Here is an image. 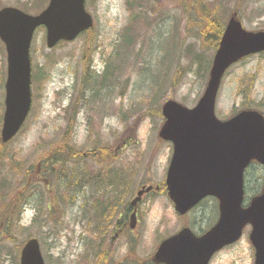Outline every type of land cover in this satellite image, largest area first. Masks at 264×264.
Returning a JSON list of instances; mask_svg holds the SVG:
<instances>
[{
  "label": "rangeland",
  "instance_id": "1",
  "mask_svg": "<svg viewBox=\"0 0 264 264\" xmlns=\"http://www.w3.org/2000/svg\"><path fill=\"white\" fill-rule=\"evenodd\" d=\"M153 1L155 9L145 7L143 0H90L87 8L95 19L94 28L53 49L47 46L46 29L36 31L31 45L33 72H39L48 60L49 66L42 82L32 84L33 103L25 126L5 149L3 160L0 158V179H7V187L0 182V196L10 200L21 181L25 190L20 204L34 196L24 209L13 239L7 240L5 228H0V264H19L21 248L31 237L40 240L46 264H142L153 253L157 240L177 233L185 225L205 230L216 223L215 199L204 200L188 216L181 217L161 188L144 195L133 232L125 231L116 240L112 234L103 242L110 254L94 257L90 245L100 242V237L95 232V211L88 201L91 192L96 193L101 186L91 183H107L114 172L126 174L128 191L119 205L122 210L142 185L162 186L173 151L172 144L159 135L164 123L162 106L169 99L195 106L208 82L215 51L203 45L198 35L195 19L200 0H185L186 4L181 0ZM220 1L239 13L248 31H264V0ZM48 2L0 0V7H28L29 13L37 14ZM144 9L151 11L145 13ZM108 65V88L95 84L103 90L88 91L86 78L81 92L85 68L90 66L99 78ZM6 78L7 51L0 41V138ZM173 78L177 79L174 88ZM251 78L252 87L248 86ZM71 102L77 105L72 145L81 157L68 165L86 170V175L81 176L84 184L78 191L57 187L52 193L54 201L46 187L58 175L49 177L43 174V168L52 165L50 160L55 154L49 147L61 139L72 113L65 111ZM247 105L264 114V53L246 57L227 71L217 97V115L225 120ZM103 144L112 148L109 156L98 149ZM11 161L22 164L23 174L12 171ZM28 168L32 170L24 174ZM63 175L68 172L59 177ZM89 177H93L91 183L87 182ZM245 184L247 204L263 190L264 168L251 166ZM45 202L52 207L47 215ZM90 211L93 216L87 224V220H81V212ZM250 232L251 226H247L241 239L217 253L210 264H254Z\"/></svg>",
  "mask_w": 264,
  "mask_h": 264
},
{
  "label": "water",
  "instance_id": "2",
  "mask_svg": "<svg viewBox=\"0 0 264 264\" xmlns=\"http://www.w3.org/2000/svg\"><path fill=\"white\" fill-rule=\"evenodd\" d=\"M94 24L85 0H50L38 15L16 7L0 10V39L8 53L5 112L1 131L4 143L12 140L25 123L32 106L30 48L36 29L45 26L47 45L72 41ZM264 52V31H248L234 13L215 52L209 80L197 105L188 108L168 100L162 109L166 118L160 137L173 143L166 185L175 209L181 215L208 196L219 201L217 223L202 236L184 228L160 245L156 256L165 264H209L212 256L237 242L251 225L255 264H264V189L244 206L246 168L256 160L264 166V116L243 110L222 121L216 115V100L222 78L234 63ZM143 187L132 202L136 205ZM159 189V188H158ZM136 211L132 220L135 222ZM134 222L132 225H134ZM21 264H45L40 243L30 239L22 249Z\"/></svg>",
  "mask_w": 264,
  "mask_h": 264
},
{
  "label": "trees",
  "instance_id": "3",
  "mask_svg": "<svg viewBox=\"0 0 264 264\" xmlns=\"http://www.w3.org/2000/svg\"><path fill=\"white\" fill-rule=\"evenodd\" d=\"M94 0H91V2ZM184 4H186L185 0H181ZM144 6H148L151 9H155L156 5L153 0H143ZM24 10L29 11L30 9L28 7H23ZM151 10L144 9L143 12L147 13ZM235 11H232L225 7L220 0L216 1H208V0H200L199 2V15L198 18L195 19L196 26L198 27V35L203 43V45H207L213 50H216L219 46L220 40L222 38V35L224 33V30L226 28L227 22L229 17L234 13ZM127 39H130V37H126ZM126 39V40H127ZM127 43H129V40H127ZM210 62L208 63V66L205 68V70L209 67ZM211 65V64H210ZM49 66V60L45 63V66L43 68H39V72L33 73V85L35 86V83L42 82V78H45L46 71ZM110 72V65H108L105 69V71L102 73V75L98 78L97 72L91 71V67L88 66L85 68V75L84 79L81 84V92L84 88V80L88 78V84H87V90L88 91H96L101 92L103 89H97L95 84H99V87L101 88H108L107 85V78L108 73ZM174 81H172V87L174 88L175 81L177 82L176 78H173ZM251 82L248 86L252 87L253 79H249ZM37 86V85H36ZM251 89H248V93H250ZM71 106L66 108V112L70 113L72 110V113L67 118V123L64 128V132L61 135V139L52 144L49 147V150H53L52 153L55 155L53 156L52 160H50V163L52 165L50 166V169L48 173H56V182H58V185L63 187L66 190H72L74 189V185L78 187V189H74L75 191H78L80 187L84 184L83 181L80 180L81 176L86 175V170L80 171L79 168H71L68 163L73 161V158L80 155V151L78 152V149L76 146L72 145V141L74 138V129L76 126V116H77V108L76 104L74 102H71ZM75 105V106H74ZM251 105H247L245 108H251ZM255 108V107H253ZM258 109V108H256ZM2 116V112L0 110V118ZM73 133V134H72ZM131 141V140H129ZM12 142V141H11ZM3 143L0 140V158L3 160L4 155L6 154L5 149L8 148L10 143ZM98 149L105 150L107 152V156L110 155L109 150H112V148L108 145L103 144ZM67 163V164H66ZM260 165L257 162H254L253 165ZM65 165V166H64ZM68 165V166H66ZM10 166L12 168V171H19L22 172V164L21 163H14L11 161ZM262 166V165H261ZM263 167V166H262ZM56 168V169H55ZM264 168V167H263ZM53 169V170H52ZM32 169L28 168L24 172L30 173ZM68 172V175H63L61 178L59 177L60 174ZM23 174V172H22ZM127 178V179H124ZM128 178L126 174H119V173H112L109 175L107 185L111 187L112 189H109V192L112 191L113 193L108 196V201L105 203L96 202L93 203L89 208H94V219L96 223L99 222V226L105 225L109 220L112 218V214L115 212V208L113 207L111 210L108 211L110 206H116L120 205L123 201V194H125L128 191L127 188V182ZM123 179V180H122ZM93 177H91L89 180L87 179V182L92 181ZM1 184L4 187H7V179H0ZM24 187V188H22ZM35 186L34 188H36ZM162 188L165 189V184L162 183ZM60 189V188H59ZM11 191V189H8ZM22 190H25V183L20 182V187L17 188V186L14 187V193L12 194V198L10 200H6L5 197L0 196V228H5L4 233L7 235V240H11L15 237L16 227L20 223L22 214L24 212V209L26 208V205H28L30 199L34 196L30 195L26 196L25 198L29 199L22 205L20 204L21 199L24 197V194ZM60 192V191H59ZM111 200L115 201L112 202ZM25 206V207H24ZM40 206V205H39ZM39 211L40 208L38 207ZM131 210V207L128 206L127 211L125 212V215L128 214V212ZM36 220V219H35ZM35 222V221H34ZM26 230V229H25ZM5 240H3L4 242ZM98 243H92L90 242V245L93 248V252L96 254L97 251L100 249L98 247ZM98 249V250H95ZM100 251V250H99ZM10 253L9 255L13 254L12 251H8ZM17 256V253H16ZM14 254V259L16 258Z\"/></svg>",
  "mask_w": 264,
  "mask_h": 264
},
{
  "label": "flooded vegetation",
  "instance_id": "4",
  "mask_svg": "<svg viewBox=\"0 0 264 264\" xmlns=\"http://www.w3.org/2000/svg\"><path fill=\"white\" fill-rule=\"evenodd\" d=\"M94 185H96V186H100L101 185V186L98 188L96 193L91 192V195L89 197L90 202L88 201V205L89 206H91L93 203H96V202H100V203L107 202L108 201V196H110L113 193L112 191L109 192V189H112V188L109 187L107 185V183L100 182V184H96V182H95ZM73 187H74L75 190L78 189V187L76 185H74ZM74 189H72V190H74ZM111 201L115 203V201H113V200H111ZM113 207L115 208V212L112 214L111 220H109L102 227L99 226V224L96 223V227H95V230H96L95 232H96L97 236L100 237L99 238L100 242L98 244V247L101 249L100 250V254H102L103 256L105 254L106 255L110 254V250L109 249L106 250V247L103 245V242H105V240L107 238H109L110 235L114 234L112 237H113V240H116L125 231H128V233H130V231L133 232L132 228H130L129 222L124 220L125 216L122 215L123 210L120 208L119 205L116 206V204H115L114 206H110L108 211L111 210ZM133 210H134V208L131 209V213L133 212ZM137 212H138V209H137ZM92 216H93V213L91 211L88 212V213L81 212V220H87V224H89L90 219L92 218ZM138 217H139V212H138ZM165 238H162L159 241L157 240L158 242L154 246L153 253L148 257L146 262L143 263V264H164V263L160 262L157 259L156 252H157V250L159 248V245L161 244V242Z\"/></svg>",
  "mask_w": 264,
  "mask_h": 264
}]
</instances>
